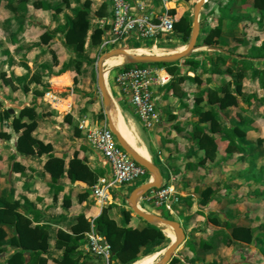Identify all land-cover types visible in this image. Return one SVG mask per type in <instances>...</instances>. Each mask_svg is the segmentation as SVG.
Returning <instances> with one entry per match:
<instances>
[{
	"label": "rangeland",
	"instance_id": "rangeland-1",
	"mask_svg": "<svg viewBox=\"0 0 264 264\" xmlns=\"http://www.w3.org/2000/svg\"><path fill=\"white\" fill-rule=\"evenodd\" d=\"M17 1L18 0L13 2L11 10L7 8L6 5L3 7L6 0H0V157H17L21 155L29 157V155L33 153L39 154L36 156L33 155V157H49L48 152H52V143L54 141L57 144V151L61 153L63 152L71 155L73 152L78 153V150L82 149L87 152L88 155L86 157H89V154H92V152L87 146L84 133L80 129V126L82 124H87L88 127H100L104 122H107L101 95L97 88L95 70L96 61L98 57L102 55L100 53V45L105 32H107V26L103 24L104 21L97 22V19L94 21L91 14L88 12L87 18L90 25L85 38L84 54L92 64L82 62L78 67L79 73L75 71L73 66L71 69L73 74L58 82L55 79L57 70L63 63L71 58L73 59L76 54L74 48L68 46L65 42L64 24L66 23L67 17L61 24V18L56 20L58 17L57 14L59 13H55L53 10L47 11L48 13L45 14L43 23L36 27L38 29L33 34L35 36H30L32 39L30 38L28 43L31 44L26 45L24 47L26 48L25 50L24 48H20L19 50L16 47L17 44H13L19 36V29L22 28L18 29V22L21 17L18 16L19 7ZM46 1L52 6L60 4L61 10H64L65 6H69V4L66 5L63 0ZM197 1L198 0H174L172 5L173 13L176 14L178 21L186 19L190 29H192L193 7ZM84 2L85 1H83V3ZM102 2L103 1H101V3ZM104 7L105 6L102 5V9H104ZM68 8V10L72 12L73 17L76 10L75 6L73 8ZM88 9H90V7ZM221 14L225 17L222 23V30L220 35L214 39L226 43L224 47L226 53L250 55L260 47H264V8L251 7L250 0L247 5L242 7L236 0H208L202 7L199 18L200 34L196 47H203L205 49L194 52L190 57L192 59H199L201 63H203L202 69L200 68L196 74L186 72L185 67H187L189 63L184 60L180 61V74L173 78L171 76V79L167 83V85H169L174 82L173 88L170 90L167 88V85L160 87L154 95L156 112L161 118V123H167L169 121L174 123L178 114L182 113L183 110L184 112L186 111L187 117L184 118V122L187 124L185 127V140L189 141V143H187L188 145L185 146L187 150L186 156L190 157L194 153L198 161L196 160L193 164L195 166V172L191 178L185 179L182 174L178 173L175 174L177 176H167L162 169L161 172L163 179H165V183H171L178 192H182L181 188L184 183L191 186L190 189L180 197H183L185 200L188 199L190 204H196V213L205 218L204 222L199 219V224L204 223L208 225V227L200 225L202 228L210 229L212 224L216 226V228H225L228 234H230L234 227L250 230L252 237L255 238L251 243L246 245L244 243L233 242L231 245L225 244L226 246H232L228 252H226L225 249L218 250L220 253L219 255L223 257V262L221 264H229L230 261L231 263L234 262V264H264V252L261 250L264 249V104L260 100L264 99V88L261 81L262 79L258 77L259 70L244 73L242 79L239 81V74L237 73L238 65L230 59L223 62L220 61L216 65L215 71L219 73V76H214L209 74V72H205L210 70L211 62L209 60L214 59L215 56H211L208 47L201 46V44L203 39L217 27V20ZM232 19H237L239 22L242 21L243 23L241 24L240 22L239 24L241 25L237 28L234 26L230 28L231 23L229 21ZM24 22V20L21 21L22 26ZM96 29L102 31L101 40L98 44L92 45L90 36ZM8 32L12 34L5 36ZM45 33L49 35L46 36V42H43L42 36ZM190 35L191 31L189 35L185 36L180 32V37H175L174 40L168 39V41H165V43L158 47H151L147 41H130L129 47L126 48L125 51L134 48H147L139 50L137 54L134 55H171L185 49L190 40ZM5 37L7 38L6 40ZM5 41L8 42V46L5 44ZM234 47H238V49ZM112 65H109L106 70L107 88L110 91L113 101L116 102V111L123 123L122 133L127 135V132H129L131 128L129 125L133 123L136 128L138 127L132 120L129 121L127 125L124 114H127L133 120L137 121L136 114L128 103V100L121 96L120 92L117 90L114 82V75L118 69L128 64H120L121 66ZM188 78L194 81L188 80ZM226 85H228V93L238 99V105L225 109H218L217 104H214L218 111L216 117L218 128L222 130L239 128V130L244 133L240 142L247 146L249 150H245L241 147L240 151H227L229 144L227 140H221L223 134L220 132L211 133L209 131L211 126L210 121L202 122L197 116H194V111L197 106L203 107L204 110L209 108L207 103L208 95H210L209 93L212 92L214 87ZM237 86H240L239 94L237 92ZM199 95H202V101L196 104ZM222 95L223 94H218V97H222ZM162 96L169 98V100L162 102ZM174 107H176V112L172 111ZM25 109L31 110V116L33 115L32 118L23 117L19 119L20 112ZM33 119H35L34 122H32ZM17 121L27 126H29L30 123H34L35 129L29 132V129L27 130L26 127H22L15 131L14 126L17 127ZM177 123L178 122L173 126H177ZM195 125L206 128L205 134L215 138L217 148L212 159L207 157L204 150L196 145V140L199 136L197 135L196 138L191 136V132L194 131L196 127ZM148 131L156 132L157 127ZM164 131L166 132L165 129L163 132ZM23 133L28 134L30 137L26 145L32 150L31 152L27 150V146L25 145L23 148L24 152L17 149L19 139ZM156 134L160 133L156 132ZM37 135H40L39 140H37ZM138 135L140 136L139 132L137 135L131 136L132 139L128 138L130 144V140L136 141ZM11 138L15 140H11L9 143ZM33 141H39L43 146L50 147V150L39 153ZM31 142L33 146H31ZM4 143H8L9 146H6ZM133 146L141 155L145 156L136 145ZM142 147L145 149L144 144ZM146 156L150 158L149 155ZM150 160L152 163H155L153 159ZM19 165L21 166V164L12 162V160L9 162V166H14L15 168L19 167ZM28 165H31V163ZM36 165L40 166L41 161H37ZM9 168L12 170V167ZM89 170L93 171L92 168ZM148 178V181H151L150 175H148ZM85 183L87 186L78 194L79 201L81 204L85 202V206H94L95 203L90 198L91 185L87 182ZM140 183L141 181L138 180L130 183L126 187L110 191L112 198H114V203H110L103 208V210L107 211V215L110 219L114 220V218L116 219L118 216H121L122 211L129 210L127 200L132 190ZM24 187L25 186H23V188ZM119 191H123L124 194L119 195ZM151 191L144 194L139 200V206L143 211L166 216V219L169 220L183 222L182 219L174 217L170 211L156 207L153 200L150 199ZM212 202L214 203L212 204ZM19 209H21V207ZM21 210V213L24 212L27 219L30 220L33 218L35 210H32V212H28L26 208ZM217 213H222L225 217V223H221V215L219 218ZM84 216V212H80L76 215L72 214L71 216L66 212V217L70 218L71 221L67 228L63 230L60 228L52 230L46 228V255H50L48 256L50 260L45 264L54 263L53 259L56 260L54 264H65L63 262V253L66 249V245L63 237L64 235H74L73 229L78 226L80 217ZM178 216L182 218L181 215ZM130 218L138 221L132 211ZM93 219V216L89 219L84 218V220L89 223L90 227L87 232L83 233L82 239L86 240V233L90 232ZM208 221L210 222L209 224ZM140 223L143 227L147 224H145L143 220H141ZM33 227L42 228L43 226L37 224ZM183 227L187 235H189L190 231L187 229V225H185L184 222ZM11 233H14L12 229H10L11 236L9 235L4 240V252L7 250V247H9V240L11 241L13 237ZM221 233H223V235L226 234L225 232H220V230L212 232L213 236L211 238V243L212 245L214 243L216 248L225 247L224 241L219 242ZM166 237L168 241L165 240L156 245H151L141 250L140 255L142 253V256H147V253L155 252L168 246L172 243V240L168 236ZM189 237L190 239L194 238L190 235ZM257 239H259V241H257ZM179 253L178 250L175 253V258ZM76 254L71 256L70 260L82 259L81 255L77 256ZM10 258L11 254L6 253V255H1L0 264H7ZM90 258L82 261V263L98 264ZM46 259L44 258L45 261ZM115 264L122 263L115 260Z\"/></svg>",
	"mask_w": 264,
	"mask_h": 264
},
{
	"label": "crops",
	"instance_id": "crops-1",
	"mask_svg": "<svg viewBox=\"0 0 264 264\" xmlns=\"http://www.w3.org/2000/svg\"><path fill=\"white\" fill-rule=\"evenodd\" d=\"M8 1L9 0H6L3 7L7 5ZM79 1H80L79 4H77L74 0H71L69 2V6H65L64 10H61L59 14H57L58 17L56 20L61 18L60 22L62 24L66 17H72V12L68 10L69 9L68 7L73 8L75 6V8L77 9V7L83 4V1L90 2V9H88V12L91 14V17L94 19V21L96 19L97 22L105 21L110 17L109 0H79ZM101 1L103 2L101 3ZM17 2L19 7L18 16L21 17V19L18 22L19 24L18 29L21 27L22 28L19 29L18 31L19 36L17 37L16 42H14L13 44L16 43L17 49L20 50V48L23 49L26 45L31 44L28 43L31 38L30 36H32L35 33V31L38 29L36 27L40 26V24L43 23V19H45V14L48 13L46 10H43L40 7L37 8L36 5H39L41 3H48V4L50 3L46 0H18ZM173 2L174 0H172L170 4L173 5ZM56 5L58 4H55L53 6L50 5V6L54 7ZM102 5L106 7L107 15L103 13ZM10 9L12 10L11 7ZM22 20L25 21L23 26L21 23ZM242 23L243 22L241 21V24ZM241 24H237L235 27L237 28ZM231 27L232 26H230V28ZM11 34H12L11 32H8L5 34V36ZM177 35L178 37H180L179 33H177ZM34 36L35 35H33L32 37ZM6 39L7 38L5 37V40ZM5 44L7 45L8 42L5 41ZM13 46H9V47H13ZM25 49L26 48H24V50ZM144 49L147 48H136L134 54H137L139 50H144ZM211 52H218V51L210 50V55L213 56L214 54H212ZM257 61L263 62L264 58L258 59ZM65 73L61 74L60 76H55V79L58 82H60L61 80L65 79V77H69L71 74H73L71 70ZM214 76H219V75H214ZM161 100L162 102H165L166 100H169V98L163 97L161 98ZM172 111L176 112V107H174ZM186 117H187V113L186 111L184 112L183 110L182 113L178 114V117L174 123L170 121L167 123H161L159 126H157V131H156L157 133H160L161 134L160 135V134H156V132L153 131L150 132L144 129L141 123L139 122V120L137 119V117H136L137 121H135L127 114H124V118L126 119L127 125L129 121L132 120L136 123L138 127L136 128V126H134L133 123L132 125H129V127L131 128L129 129V132H127L126 137L127 139L128 138L132 139L131 136L137 135L139 132L140 136L138 135L136 141L130 140L131 144L136 145L138 149H140V151L144 153L145 156L149 155L150 159H153L155 161L154 164L160 169V171L162 169V171H164V173H166L167 176L173 177L175 174L178 173V174H182V176L185 179L191 178L193 177V174L195 172L194 171L195 166L193 164L197 160V157L194 155V153L190 157L186 156L187 150L185 149V146L188 145L187 143H189V141L185 140V130H186L185 127L187 124L186 122H184L185 121L184 118ZM34 120L35 119H33L32 122H34ZM176 122H178L177 126H173ZM14 129L16 131L15 126ZM34 129L35 126L33 130ZM164 129L166 130V132L164 131L165 133L163 132ZM39 136L40 135H37V140L40 139ZM11 140H15V139L11 138L9 140V143L11 142ZM4 144H6V146H9L8 143H4ZM141 144L142 145L144 144L146 150L143 149ZM56 145L57 144L54 141L52 143V147L54 150L52 149L51 153H53L55 157H33V155L35 156L39 155L34 153L32 155H29V157H24L23 155L17 157H0V209L4 208L5 202H8L13 206L14 211L16 213L23 216H25V213L24 212L21 213L22 211L21 209L26 208L28 212H32V210L33 211L35 210V213L33 214V218L30 219L32 226H36L37 224H39L43 226L42 228H47V229L50 228V230L55 228H60L63 230L67 228L69 222H71L70 218L66 217V212L67 214H69V216H71L72 214L76 215L80 212H84L85 213L84 218L86 219L87 218L89 219L91 216H93L95 219L101 214V211L96 204H94V206H85L84 204L85 202H83V204L80 203L78 194L80 193V191L85 189L87 184L83 181L71 179V176L69 175L70 163L75 161V159H77L78 161H81V163L84 166H86L88 169L92 168L93 171H100L102 173L101 176H103L104 170L106 168L103 167L102 164L100 165V163L98 162V158L92 151H91L92 154H89V157H86L88 154L86 151L82 149H79L78 153L73 152L71 155H68L67 153H63V152L61 153L57 151ZM74 154H76L77 157H73ZM11 160L12 162H17L21 164V166L19 165V167L17 168H15L14 166H9V162ZM37 161L39 162L41 161L40 166L36 165ZM30 163L31 165H28ZM9 167H12V170ZM71 172H73V169L71 170ZM162 180H163V176H162ZM10 183L12 184V186ZM23 186L25 187L23 188ZM190 187H191L190 185L184 183L183 187L181 188L182 192H178V190L175 189L178 202L171 203L170 210L163 208L166 209V211H170L172 215L177 219H182L185 225H187V229L190 231L189 235L191 237H194L190 239L189 235H187L185 228L183 227V222H180L183 227L186 238L184 244L178 249L180 253L176 257V259L178 260L176 264H221L223 262V257L219 255L220 253L218 250L225 249V251L228 252V250L232 248V246L225 245L226 239L221 233V236L219 237L220 240L219 242L224 241L225 247L216 248L214 243L213 245L211 243V238L213 236L212 232L220 230L226 233L227 231L223 227L221 229L216 228V226H213L212 224L210 229L204 228L205 226L208 227V225H205L204 223L199 224L200 223L199 219L203 220L202 222H204L205 218H203V216L198 215L196 213V204L194 203L190 204V201H188V199L185 200L183 199V197H180L181 195L183 196L184 193H186L190 189ZM121 194L122 195L124 194L123 191L119 193V195ZM90 198L93 201L91 196V190H90ZM112 203H114V200ZM213 203L214 202H212V204ZM20 207L21 209H19ZM178 215H181L182 218H179ZM217 215H219V218L221 215L222 218L221 223H225V219H224L225 217L222 215V213H217ZM59 218H61L62 220ZM136 218L138 221H136L133 218H130L128 227H131L133 229H142L143 226L140 225L141 220L138 219V217ZM114 220L117 225L119 226L121 225V216H118L116 219L114 218ZM209 223L210 222L208 221V224ZM200 225H203L204 227L202 228ZM0 228L5 233V237L1 240L2 252L0 256L3 254L6 255V253L11 254L12 256L19 249L13 246L9 240V247L6 246L7 250L5 252L3 251V248L5 247L4 240L10 235V228L3 223H0ZM226 234L230 235L228 233ZM12 235H14V233ZM257 241H259V239H257ZM186 242L188 243L190 242V244L193 245L195 249H190L189 245L186 244ZM201 242L205 243L206 249L199 247V244ZM235 242L241 243L238 241H234V243ZM168 246L162 248L161 250L147 253V256L143 255L133 264L157 263L163 256V253ZM82 247L83 245L79 248V250L77 251L78 253L76 254L77 256L81 255L82 259L73 260L74 262H71L70 264H81L82 261L90 258L84 256ZM143 249L145 248H142L141 250ZM261 250L262 252H264V249ZM48 256L50 255L44 256L45 259L47 258L46 261L44 260V264L50 260ZM90 259H92L98 264H101V262L96 259L93 258ZM27 261H28V255H25V262ZM55 261L56 260L53 259L54 263ZM113 264H115V260H113ZM229 264H234V262L231 263L230 261Z\"/></svg>",
	"mask_w": 264,
	"mask_h": 264
},
{
	"label": "trees",
	"instance_id": "trees-1",
	"mask_svg": "<svg viewBox=\"0 0 264 264\" xmlns=\"http://www.w3.org/2000/svg\"><path fill=\"white\" fill-rule=\"evenodd\" d=\"M16 0H9L7 3V8H10ZM71 0H63V2L68 5ZM77 4H79V0H74ZM240 6H245L248 4L249 0H236ZM251 7H259L264 8V0H250ZM37 8H42L43 10H53L55 13H59L61 11V6L56 5L51 7L48 3H41L36 5ZM90 7V2L85 1L81 4L74 13L73 17H67L66 23L64 24L65 28V42L68 46L74 48L76 51L75 57L69 59L67 62L63 63L61 67L57 70L56 75H61L72 69L74 66L75 71L79 73V65L82 62H86L88 64H92L91 61L84 54V46H85V38L89 29V21H88V8ZM103 13L107 15L106 7L103 9ZM225 19L224 15L221 14L218 18L217 27L210 32V34L205 37L202 41L201 46L211 47L218 50H222L226 52L224 47L226 43L223 41H217L214 38L220 35L222 30V23ZM231 26L239 24L237 19H232L229 21ZM241 22V21H240ZM174 30L176 33H182L185 35L190 34V27L187 24L186 19H181L174 25ZM49 35L45 33L42 36L43 42H46V36ZM102 36V31L100 29L94 30L92 35L90 36V42L92 45H96L100 42V38ZM235 48V47H234ZM235 49H238L235 48ZM224 52H211L215 56L214 59H210L211 68L209 74L218 75L219 73L215 71L216 65L220 61H226V59H230L238 65L237 73L238 80L242 79V76L246 72H255L258 71V77L261 78L263 88H264V61H257L258 59L264 58V47H260L255 50L250 55H239L234 53H224ZM235 55V56H234ZM182 61V60H181ZM185 62L189 63L187 67H185L186 72H191L196 74L197 71L203 67V63H201L198 59H184ZM75 63V65H74ZM180 61L171 64H156L151 65L161 69H164L172 78L174 76H178L180 74ZM134 65H126L123 68H130ZM146 66V65H137ZM261 67V68H260ZM188 80H192L188 78ZM174 82L167 85V88L170 90L173 88ZM228 85L226 86H217L214 87L212 92L208 95V106L207 110H204L203 107L195 108L194 116H197L198 119L202 122L210 121L209 131L212 132H220L223 134L221 140L228 141L227 151L232 152V150L240 151V148H244L245 150H249V148L240 142L244 133L239 130V128H235L232 130H222L219 129L216 117L218 115V111L215 108L214 104H217L218 109H225L228 107H233L238 105V99L233 97L228 93ZM237 92L240 93V86H237ZM218 94H223L222 97H218ZM264 104V99H260ZM202 101V95H199V98L196 100V104ZM33 116V115H32ZM31 110L25 109L20 112L19 119L23 117L32 118ZM16 130L21 129L22 127H26L30 132L34 128L35 124L30 123L29 126L20 124V121H17ZM194 131L191 132V136L196 138L197 135L199 138L196 140V145L204 150L205 154L209 158H213L214 152L216 151V140L214 137H210L205 134L206 128L195 125ZM30 140L28 134L23 133L19 139V143L17 145V149L19 151H23L24 145L27 146V142ZM35 147L39 150V153L46 152L50 150V147L43 146L39 141H33ZM32 144V142H31ZM33 146V144L31 145ZM28 151L30 148L27 146ZM26 151V149H25ZM49 157H55L50 151L48 152ZM74 157H77L75 154ZM73 169V172L71 170ZM69 175L73 180H79L83 182L89 183V185L93 186L98 177L102 175L100 171H91L86 166H84L81 161L75 159V161L70 163V172ZM4 208L0 209V223L7 225L10 229L13 230L14 235L11 238V244L17 247L19 250L15 252L11 258L8 260L7 264H44V256L47 253V229L33 227L32 223L27 217L20 215L14 211L13 206L5 202ZM130 210H125L121 212V225H117L116 222L110 219L107 215V211L103 210V212L94 219L93 225L95 231L103 237L105 241H107L112 249L113 260L119 261L122 264H133L138 260L140 256V252L142 248H148L151 245H156L163 241H168L166 235L163 231L155 226L146 224L142 229H133L128 227L130 222ZM162 216V215H161ZM165 218L166 216H162ZM141 220V219H140ZM89 223L84 220V217H80L78 226L73 229L74 235H64V243L66 245V249L63 253V262L65 264H70L74 262L70 260V257L77 253L79 248L84 245L85 239L83 238V233L89 230ZM222 232V231H220ZM223 234V233H222ZM224 238L226 239L225 244L231 245L234 241H238L241 243L249 244L253 241L251 232L249 229L234 227L232 228L230 235L224 234ZM5 237L4 231L0 228V253L2 252L1 248V240ZM189 245L190 249H195L190 242H186ZM200 248L206 249L205 243L201 242L199 244ZM25 255H28V261L25 262ZM140 256V257H139ZM178 260L174 257L168 264H176ZM83 264V263H81Z\"/></svg>",
	"mask_w": 264,
	"mask_h": 264
},
{
	"label": "built area",
	"instance_id": "built-area-1",
	"mask_svg": "<svg viewBox=\"0 0 264 264\" xmlns=\"http://www.w3.org/2000/svg\"><path fill=\"white\" fill-rule=\"evenodd\" d=\"M171 1L109 0L110 17L103 22L107 32L101 42L100 53L126 49L130 41H147L151 47H158L168 39L174 40L178 37L174 30L178 19L173 13ZM170 79L171 76L164 69L151 65L118 69L114 75L117 90L128 100L146 130L161 123L154 95ZM80 129L84 132L88 148L96 155L100 165L106 168L103 176L91 187L92 199L100 211L113 202L111 190H118L138 180L141 183L137 186L148 182L147 170L119 146L107 122L100 127L82 124ZM165 184L163 179L161 187L151 191L150 199L156 207L170 210V204L178 202V198L174 186ZM82 250L84 256L96 259L101 264H113L111 246L95 231L93 221Z\"/></svg>",
	"mask_w": 264,
	"mask_h": 264
},
{
	"label": "water",
	"instance_id": "water-1",
	"mask_svg": "<svg viewBox=\"0 0 264 264\" xmlns=\"http://www.w3.org/2000/svg\"><path fill=\"white\" fill-rule=\"evenodd\" d=\"M207 1L208 0H198L193 7V20H192L190 40L183 51L176 52L171 55L153 56V55H134L127 53L125 49H115L100 55L95 64L97 88L101 95L104 114L106 115L107 124L110 130L114 134L119 146L138 165L145 168L149 173L150 177H152V181H148L147 183L137 186L134 190H132L127 200L128 209L131 210L136 217L143 220L145 223L155 226L159 229L161 227H168L173 231L175 235V241L165 249L163 256L155 264H168L172 260V258L175 257V253L177 252L179 247H181L185 242V238H186L185 233L180 222L163 218L160 215L145 212L139 206V200L142 198L144 194H146L147 192L153 189H158L161 187L163 182L161 171L154 163H152L150 158L148 159L140 155L131 146H129L127 142L123 139V137L114 128L110 120V112L113 106V99L106 85L103 65L107 59L118 55H124L126 57V64L134 65V66L171 64L190 58L194 53V51L197 49L196 43L200 34V25H199L200 12L202 7L207 3ZM208 49L218 50L211 47H208ZM218 51L224 52L222 50H218Z\"/></svg>",
	"mask_w": 264,
	"mask_h": 264
},
{
	"label": "bare ground",
	"instance_id": "bare-ground-1",
	"mask_svg": "<svg viewBox=\"0 0 264 264\" xmlns=\"http://www.w3.org/2000/svg\"><path fill=\"white\" fill-rule=\"evenodd\" d=\"M131 48V47H130ZM135 49L136 48H134V49H127L126 50V52L127 53H129V54H134V52H135ZM205 48H197L194 52H198V51H202V50H204ZM183 51V50H182ZM126 63V57L124 56V55H118V56H114V57H111V58H109V59H107L105 62H104V65H103V69H104V76H105V81H106V70H107V67L109 66V65H114V66H118V65H123V64H125ZM112 65V66H113ZM120 65V66H121ZM106 85H107V83H106ZM109 93H110V91H109ZM110 120H111V122H112V124H113V126H114V128L117 130V132L123 137V139L127 142V144L129 145V146H131L137 153H139L138 152V150L133 146V145H131L130 144V142L128 141V139H127V137H126V135L125 134H123L122 133V131H123V128H122V121L120 120V117H119V115H118V113H117V111H116V102H114L113 101V106H112V110H111V112H110ZM140 154V153H139ZM141 155V154H140ZM143 156V155H142ZM145 157V156H144ZM147 158V157H146ZM149 159V158H148ZM151 178V181H152V177H150ZM162 231H163V233L166 235V236H168L171 240H172V243L175 241V235H174V233H173V231L170 229V228H168V227H161L160 228ZM169 230V231H168Z\"/></svg>",
	"mask_w": 264,
	"mask_h": 264
}]
</instances>
